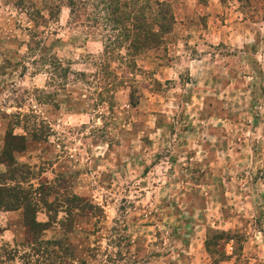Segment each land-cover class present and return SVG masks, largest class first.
Listing matches in <instances>:
<instances>
[{
	"label": "rangeland",
	"instance_id": "374dc122",
	"mask_svg": "<svg viewBox=\"0 0 264 264\" xmlns=\"http://www.w3.org/2000/svg\"><path fill=\"white\" fill-rule=\"evenodd\" d=\"M18 1L0 0V148L21 136L25 168L0 183L40 185L47 228L0 211V264H264V0H139L147 24L155 2L172 16L140 54L104 48L89 5Z\"/></svg>",
	"mask_w": 264,
	"mask_h": 264
},
{
	"label": "trees",
	"instance_id": "16d2710c",
	"mask_svg": "<svg viewBox=\"0 0 264 264\" xmlns=\"http://www.w3.org/2000/svg\"><path fill=\"white\" fill-rule=\"evenodd\" d=\"M18 3L21 6L23 1L20 0ZM87 5L91 6L96 12H94L95 16H93L92 21L98 25L102 23L101 25L103 29L109 31L106 36V41L108 43L104 48L122 47L125 51L132 48L134 53L140 54L145 50L155 48L160 43L162 35L170 30L169 27L172 22V16L167 11H160V9H158L160 3L157 2H155L157 12L155 13L156 18L154 17V24H147V22L143 21V18L141 17L142 10H144L147 5L144 4V2L141 3L139 0H67V7L69 8L70 13L71 11L73 13L78 9H84ZM54 8L57 9L56 6H53V9ZM100 13L101 15L103 14L101 18L99 16ZM49 14L52 15V13ZM25 16L29 21L31 20L35 24H37V19L40 20V23L45 22L43 17L39 16V14L36 11H33L32 8L26 10ZM98 21L102 22L99 23ZM153 25L155 29H153ZM103 55H105L104 50L101 56ZM110 59L111 58H107V60ZM48 66L52 70H55L58 67V65L52 61L48 62ZM130 66L132 68L134 67L133 63L129 60L127 61V67ZM107 86H111V84H107ZM102 89L104 91L106 90V92L108 90L106 87ZM130 97L131 96L129 95V98ZM7 137L11 139H8ZM9 140H14L16 143L9 146ZM24 141L25 140L21 136L3 137L0 148V165L10 168V172H19L16 168L17 166L25 168L22 164L16 166L15 160L12 157V153L22 152L24 150ZM5 172L6 171L0 172V180L2 182L5 180ZM40 188V185L37 189L32 185H29L27 190H24L18 183L13 186H7L4 185V183H0V211H15L20 209L22 211L23 226L28 228V231L32 233H35L38 228H40V230L47 228V221L37 222L35 220L37 204L41 202V199L36 197V195L42 194V191H38Z\"/></svg>",
	"mask_w": 264,
	"mask_h": 264
},
{
	"label": "crops",
	"instance_id": "0c3cea01",
	"mask_svg": "<svg viewBox=\"0 0 264 264\" xmlns=\"http://www.w3.org/2000/svg\"><path fill=\"white\" fill-rule=\"evenodd\" d=\"M140 230L138 231L140 234H142V231H144L143 229H148L146 227H141L139 228ZM148 231V230H147ZM148 242H150V235H149V240H147ZM144 243L143 245V249L145 247H147V243ZM127 245L128 247L131 245H140L139 242H135L134 240H127ZM151 247H153V245H151ZM149 249V248H148ZM151 249V248H150ZM117 252V253H116ZM115 254L117 255V261L120 264L124 263V264H196V262H170L173 261V257L179 258V254L178 252L173 254L171 251L170 252H162V253H152L150 250L143 251L141 253V256L136 258V253L135 252H120L119 250L115 251ZM178 260V259H177ZM224 264V263H221Z\"/></svg>",
	"mask_w": 264,
	"mask_h": 264
}]
</instances>
